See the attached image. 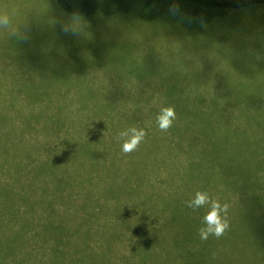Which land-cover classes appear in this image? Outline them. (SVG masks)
Returning <instances> with one entry per match:
<instances>
[{"label": "trees", "instance_id": "16d2710c", "mask_svg": "<svg viewBox=\"0 0 264 264\" xmlns=\"http://www.w3.org/2000/svg\"><path fill=\"white\" fill-rule=\"evenodd\" d=\"M56 1L81 17L174 18L197 28L264 7V0ZM68 96L0 90V264H207L208 240L198 236L207 208L186 202L213 179L210 143L220 126L208 115L220 110L173 106L177 120L162 133L163 106L75 105ZM133 126L146 130V141L124 154L115 137Z\"/></svg>", "mask_w": 264, "mask_h": 264}, {"label": "rangeland", "instance_id": "374dc122", "mask_svg": "<svg viewBox=\"0 0 264 264\" xmlns=\"http://www.w3.org/2000/svg\"><path fill=\"white\" fill-rule=\"evenodd\" d=\"M4 3L19 7L31 38L18 43L0 34V90L57 89L75 105L220 110L208 115L220 129L210 143L207 191L231 205V231L208 239L207 264H264V7L198 28L97 13L82 17L86 29L73 37L48 22L68 15L56 0Z\"/></svg>", "mask_w": 264, "mask_h": 264}, {"label": "clouds", "instance_id": "9594fccd", "mask_svg": "<svg viewBox=\"0 0 264 264\" xmlns=\"http://www.w3.org/2000/svg\"><path fill=\"white\" fill-rule=\"evenodd\" d=\"M171 14L179 12L178 4H173L169 9ZM49 24L59 28L66 36L77 37L84 33L86 23L78 13H71L64 17L52 16ZM0 34L9 40L18 43H28L31 38V25L24 18L20 19V9L11 3L0 4ZM177 120L176 110L173 106H163L156 116L158 129L167 133ZM147 132L143 128L135 126L127 128L117 134L115 139L122 142L121 148L124 154H131L138 151L141 144L146 141ZM186 206L193 211L207 208L202 217V226L198 229V236L201 241H207L210 237L221 239L231 231L229 211L231 205L228 202H221L208 191H196L194 198L186 202ZM215 257V254H214Z\"/></svg>", "mask_w": 264, "mask_h": 264}]
</instances>
